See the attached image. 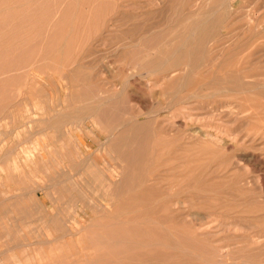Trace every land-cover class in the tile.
<instances>
[{
  "label": "rangeland",
  "instance_id": "374dc122",
  "mask_svg": "<svg viewBox=\"0 0 264 264\" xmlns=\"http://www.w3.org/2000/svg\"><path fill=\"white\" fill-rule=\"evenodd\" d=\"M17 1L0 0V264H41L58 212L76 235L53 243L74 246L75 264H264V0ZM135 121L146 133L125 164Z\"/></svg>",
  "mask_w": 264,
  "mask_h": 264
},
{
  "label": "bare ground",
  "instance_id": "6f19581e",
  "mask_svg": "<svg viewBox=\"0 0 264 264\" xmlns=\"http://www.w3.org/2000/svg\"><path fill=\"white\" fill-rule=\"evenodd\" d=\"M19 1V0H18ZM17 1V2H18ZM25 1V0H24ZM47 1V0H46ZM29 2V1H28ZM102 2V1H101ZM15 3H16V1H15ZM96 4V3H95ZM1 5V4H0ZM83 5V4H82ZM89 5V4H88ZM87 5V6H88ZM32 6V5H31ZM25 7V6H24ZM33 7V6H32ZM62 7V6H61ZM36 8V7H35ZM27 10V9H26ZM29 10L30 11H32L30 8H29ZM37 10V9H36ZM62 10V9H61ZM92 11V10H91ZM9 12H11V10L9 11ZM8 11H7V14L9 13ZM25 12V11H24ZM26 12H28V11H26ZM90 12V11H89ZM34 13V12H33ZM56 13V12H55ZM79 13V12H78ZM98 13V12H97ZM101 13V12H100ZM4 14V13H3ZM27 14V13H26ZM85 14V13H84ZM88 14H90V13H88ZM10 15V14H9ZM11 15H12V12H11ZM18 16V15H17ZM22 16V15H21ZM24 16H25V14H24ZM27 16V15H26ZM26 16H25V18H26ZM79 16V15H78ZM82 16V15H81ZM89 16V15H88ZM28 17V16H27ZM57 17V16H56ZM99 17V16H98ZM2 18V17H1ZM0 18V19H1ZM5 18V17H4ZM8 18H9V16H8ZM21 18V17H20ZM82 18V17H81ZM3 19V18H2ZM1 19V20H2ZM24 18H22V20H23ZM43 19V18H42ZM63 19V18H62ZM79 19V18H78ZM85 19V18H84ZM0 20V22H3V20L1 21ZM26 20V19H25ZM25 20H23V21H25ZM81 20V19H80ZM6 21V19L4 20V22ZM8 21H10V20H8ZM19 21H21V20H19ZM53 21V20H52ZM4 22H3V24H4ZM11 22V21H10ZM56 22V21H55ZM96 22V21H95ZM197 22V21H196ZM1 24V23H0ZM17 24H20L19 22L17 23ZM21 24H23V23H21ZM35 24V23H34ZM33 24V25H34ZM53 24H54V22H53ZM56 24V23H55ZM54 24V25H55ZM81 24V23H80ZM169 24V23H168ZM2 25V24H1ZM6 25V24H5ZM25 25V24H24ZM27 25V24H26ZM89 25H90V23H89ZM158 25V24H157ZM193 25H194V23H193ZM195 25H196V23H195ZM7 26H9V23H8V25ZM7 26H5V27H7ZM14 26V25H13ZM12 26V27H13ZM16 26V28H11L12 30H10V31H12V33H13V30H17V26L18 25H15ZM30 26V25H29ZM28 26V27H29ZM38 26V25H37ZM50 26V25H49ZM53 25H51L49 28H51ZM56 26V25H55ZM198 26V25H197ZM248 26V25H247ZM20 27V26H19ZM24 26L22 25V28H23ZM25 27H27V26H25ZM34 28L36 27V26H33ZM40 27V26H39ZM60 27V26H59ZM194 27H196V26H194ZM212 27V26H211ZM1 29H3L4 28V26H3V28H2V26L0 27ZM38 28V27H37ZM36 28V29H37ZM41 28V27H40ZM39 28V29H40ZM43 28V27H42ZM197 28V27H196ZM0 29V32L2 31ZM38 29V30H39ZM56 29V28H55ZM82 29V28H81ZM194 29V28H193ZM9 30V29H8ZM22 30H24V28L22 29ZM32 30H34V29H32ZM80 30V29H79ZM36 31V30H35ZM45 31V30H44ZM44 31H42V32H44ZM77 31H78V29H77ZM11 33V32H10ZM11 33V35H13L14 33H15V31H14V33L12 34ZM18 33V32H17ZM24 33V32H23ZM116 33V32H115ZM6 34H7V32H6ZM9 34V33H8ZM16 34V33H15ZM21 34V33H20ZM29 34V33H28ZM17 35H19V34H17ZM22 35V34H21ZM21 35H19V36H21ZM208 35V34H207ZM16 36V35H15ZM15 36L14 37H12L13 39H15ZM26 36H27V34H26ZM29 36V35H28ZM226 36V35H225ZM18 37V36H17ZM17 37H16V39H17ZM22 37V36H21ZM212 37V36H211ZM9 38V37H8ZM23 38V37H22ZM21 38V39H22ZM30 38H32L31 36H30ZM40 38V37H39ZM59 38V37H58ZM222 38V37H221ZM220 38V39H221ZM10 39V38H9ZM12 39V40H13ZM15 39V40H16ZM20 39V40H21ZM29 39V38H28ZM219 39V40H220ZM11 40V39H10ZM19 40V39H18ZM24 40V39H23ZM23 40H21V41H23ZM31 39H29L27 42L29 43V42H31L30 41ZM37 40V39H36ZM209 40V39H208ZM233 40V39H232ZM25 41H26V38H25ZM24 41V42H25ZM35 41V40H34ZM55 41V40H54ZM53 41V42H54ZM144 41V40H143ZM17 43H18V41H16ZM16 42H14V43H16ZM23 42V43H24ZM36 42V41H35ZM55 42H57V40L55 41ZM54 42V43H55ZM133 42V41H132ZM9 43V42H8ZM54 43H51V44H53L54 45ZM193 43V42H192ZM207 42H206V35L205 34H202V35H200L199 36V38L197 39V41H196V48L194 47V50H196V52H198V54H200V53H202V51H204V47H205V44H206ZM7 44V43H6ZM12 44V43H11ZM10 44V45H11ZM19 44H22V43H19ZM30 44V43H29ZM34 44V43H33ZM40 44V43H39ZM113 44V43H112ZM15 45V44H14ZM16 45H18V44H16ZM23 45V44H22ZM22 45H20V46H22ZM27 45V44H26ZM30 45H32V44H30ZM43 45V44H42ZM8 46H9V44H8ZM19 45H18V47L19 48H21ZM25 45H23V47H24ZM29 46V45H28ZM194 46V45H193ZM4 48H5V46H3ZM11 47H12V45H11ZM13 47H16V46H13ZM22 47V48H23ZM32 47V46H31ZM179 47V46H178ZM220 47H222V46H220ZM4 48H2L1 47V49H4ZM29 48V47H28ZM27 48V49H28ZM177 48V47H176ZM225 48V47H224ZM1 49H0V51H1ZM16 49V48H15ZM181 48H179V50H180ZM14 50V48L13 49H11V51H13ZM18 50V49H17ZM174 50V49H173ZM216 50V49H215ZM214 50V51H215ZM4 51V50H3ZM10 50H9V52H11ZM21 51H23V50H21ZM5 52H7V51H5ZM24 52V51H23ZM205 52V51H204ZM223 52V51H222ZM0 53H3L2 51L0 52ZM174 53V52H173ZM8 54V53H7ZM10 54H12V52L10 53ZM15 55H16V53H14ZM13 54V55H14ZM22 54V53H21ZM195 54V53H194ZM1 55H4V54H1ZM14 55V56H15ZM205 55V54H204ZM203 55V56H204ZM8 57H9V54L7 55ZM12 56V55H11ZM13 56V57H14ZM17 56V55H16ZM19 56V55H18ZM172 56V55H171ZM190 57V55H188L187 53H185V51H182L179 55H177L174 59H173V61L171 60L172 59V57H171V59H170V61H172V62H174V64H179V62L181 61V60H187L188 58ZM196 58H198L197 56H195ZM13 59V58H12ZM11 60V59H10ZM12 61H14V60H12ZM11 62V61H10ZM207 63V62H206ZM205 63V64H206ZM199 64V63H198ZM9 65V64H8ZM165 65V64H164ZM162 66H163V64H162ZM161 66V67H162ZM180 68H182V67H180ZM159 69V68H158ZM179 68H177L176 70L174 69L173 70V72H175V71H177ZM185 68H183V69H181V70H179L180 72L181 71H183ZM186 70V69H185ZM243 70V69H242ZM178 71V72H179ZM228 71V70H227ZM185 73V72H184ZM169 74V73H168ZM176 74H177V72H176ZM181 74V73H180ZM261 74V73H260ZM171 75V74H170ZM169 75V76H170ZM178 75V74H177ZM175 75L173 74V75H171L170 77H174ZM179 76V75H178ZM185 76V75H184ZM176 78V77H175ZM174 78V79H175ZM178 78V77H177ZM184 79V78H183ZM213 79V78H212ZM186 80H188V79H186ZM186 80H184L185 82H186ZM172 81V80H171ZM184 82V83H185ZM174 83V82H173ZM178 83V82H177ZM187 83V82H186ZM185 83V84H186ZM176 84V83H175ZM174 84V85H175ZM181 84H182V82H181ZM181 84H180V87H181ZM184 84V85H185ZM205 84V83H204ZM174 85H172V86H174ZM183 85V84H182ZM171 86V85H170ZM186 86V85H185ZM175 88V87H174ZM191 93V92H190ZM195 95V94H194ZM200 97V96H199ZM188 99V98H187ZM172 100V99H171ZM186 102V101H185ZM180 103V102H179ZM170 104V103H169ZM225 106V105H224ZM230 106V105H229ZM184 108V107H183ZM186 108V107H185ZM188 108H189V106H188ZM205 108V107H204ZM96 109V111H97V108H95ZM190 109V108H189ZM190 110H192V109H190ZM226 111V110H225ZM250 111V110H249ZM182 112V111H181ZM245 112V111H244ZM191 113H193V112H191L190 111V114L189 113H187V115L184 117L185 118V120H193L192 119V115H191ZM229 113V112H228ZM232 113V112H231ZM158 114H159V112H158ZM182 114V113H181ZM233 114V113H232ZM246 114V113H245ZM155 115V114H154ZM210 115V114H209ZM237 115V114H236ZM145 116V115H144ZM175 116V115H174ZM228 116V115H227ZM240 116V115H239ZM195 117H197V116H195ZM198 118L200 119V116L198 115ZM181 120V119H180ZM197 120V119H196ZM198 121V120H197ZM138 122V121H137ZM159 122V121H158ZM161 122H164V121H161ZM182 121H180V123H181ZM184 122V121H183ZM182 122V123H183ZM196 122V121H195ZM195 122H192V123H195ZM59 123V122H58ZM126 123V122H125ZM125 123L124 124H122L123 125V127H125L126 128V125H125ZM135 123H136V121H135ZM133 123V125L128 129H125V130H123L122 131V134H120L121 136H119V137H121V139H122V144H121V146H122V150H121V157H122V159L125 161V164L127 163L126 161L130 158V156H134V155H131V152L132 151H130V147H132V148H134L133 146H135V144L137 143V141H138V143L141 141V138H140V134L141 133H143V134H145L144 133V129H145V123L144 122H142V123ZM147 123V122H146ZM167 123V122H166ZM181 123V124H182ZM190 123V122H189ZM191 123V124H192ZM127 124V123H126ZM129 124V123H128ZM161 124V123H160ZM165 124V123H164ZM171 124V123H170ZM176 124V123H175ZM181 124L179 125V127H182L181 126ZM185 124V123H184ZM125 125V126H124ZM130 125V124H129ZM172 125V124H171ZM174 125V124H173ZM178 125V124H177ZM176 125V126H177ZM188 125H190V124H188ZM162 126V125H161ZM161 126H160V128H161ZM166 126H169V125H166ZM122 127V128H123ZM174 126H172V128H173ZM179 127H176L177 129L179 128ZM192 127H193V125H192ZM121 128V129H122ZM194 128V127H193ZM193 128H189L190 129V131L193 129ZM124 129V128H123ZM169 130H171L170 128H168ZM201 129V128H200ZM198 130H199V128H198ZM236 130V129H235ZM239 129H237V131H238ZM31 131V130H30ZM128 131H130L129 133H131L132 132V134H131V136L129 135V136H127V132ZM173 131V130H172ZM175 131H177V130H175ZM204 131V130H203ZM206 131V130H205ZM209 131V130H208ZM201 132L200 130L199 131H192V132H194V135H196V136H194L193 135V137H195V138H199V139H210V140H212V139H218V135H220V134H212L214 131L212 130V133L211 132ZM187 133V132H186ZM220 133V132H219ZM235 134V133H234ZM238 134V133H237ZM111 135H113V136H116V135H114V134H111ZM110 135V136H111ZM147 135V134H146ZM191 135V134H190ZM72 136V135H71ZM149 136V135H148ZM245 136V135H244ZM247 136V135H246ZM72 137H74V139H75V142H76V146L77 147H81L82 146V141H80V139H79V137H78V135H76V136H72ZM181 137V136H180ZM188 137H190L189 135H188ZM220 137H221V135H220ZM248 137V136H247ZM110 138V137H109ZM115 137H113V139H114ZM137 138H139V140L137 139ZM137 139V140H136ZM227 139V138H226ZM120 140V139H119ZM136 140V141H135ZM193 140H194V138H193ZM222 140V138H220V141ZM217 141V140H216ZM116 142V141H115ZM135 142V143H134ZM213 142V141H212ZM219 142V141H218ZM113 143V142H112ZM220 143V142H219ZM218 143V144H219ZM187 144V143H186ZM114 145V144H113ZM115 145H117V143L115 144ZM118 145H119V143H118ZM117 145V146H118ZM114 147V146H113ZM147 147V146H146ZM145 147V148H146ZM78 148V149H79ZM132 148H131V150H132ZM135 148H139L140 149V147H139V145H138V147H135ZM144 147L142 148L143 150H142V153L144 154L145 152H147V151H145V152H143L144 150H146ZM134 150V149H133ZM228 150V149H227ZM82 152V151H81ZM134 152L135 151H133V154H134ZM83 153V152H82ZM232 153V152H231ZM250 153V152H249ZM138 154V153H137ZM142 154V155H143ZM146 154V153H145ZM144 154V155H145ZM81 155V154H80ZM84 156V155H83ZM87 157V156H86ZM143 158H144V156H142ZM142 157H141V159H142ZM85 158V157H84ZM84 158H82V159H84ZM241 158V157H240ZM132 159V158H131ZM134 159H136V158H134ZM133 159V160H134ZM248 159V158H247ZM140 160V159H139ZM138 160V161H139ZM143 160V159H142ZM249 160V159H248ZM144 161V160H143ZM85 162H86V159H85ZM142 162V161H141ZM141 162H140V164H141ZM132 163V162H131ZM134 163H137V162H134ZM87 164V163H86ZM92 164V163H91ZM94 164V163H93ZM96 164V163H95ZM124 164V165H125ZM240 164V163H239ZM123 165V164H122ZM121 165V166H122ZM252 165V164H251ZM88 166H92V165H88ZM129 167H131L130 165H128ZM134 166H136V165H134ZM129 167L127 168V169H129ZM138 167H139V165H138ZM90 168V167H89ZM136 167H134V169H135ZM102 167H96V169H91V171H92V173H93V178L94 177H96V180L98 179H100V176H105V174H106V172H105V170L103 169ZM139 170V169H138ZM89 171H90V169H89ZM90 171V172H91ZM134 171V170H133ZM116 172V171H115ZM121 172V171H120ZM126 167H124L123 166V170H122V173H121V175H122V177L121 178H116V176H114L113 177V179H115L114 180V183H113V181L111 182V184H109L110 185V187L111 188H118L119 190H121L122 188H124L125 187V182L127 183V177H126V181H125V174H126ZM118 173V172H117ZM132 174V173H131ZM131 174H130V176H131ZM64 175V174H63ZM119 175V174H118ZM126 176H128V172H127V175ZM188 176V175H187ZM71 177V176H70ZM118 177H120V176H118ZM158 177V176H157ZM110 178V177H109ZM131 178V177H130ZM94 180V179H93ZM103 180V179H102ZM109 180H111V179H109ZM95 181V180H94ZM106 181V180H105ZM172 181V180H171ZM249 181V180H248ZM97 182V181H96ZM168 182V181H167ZM88 184H92L90 181H88L87 182ZM189 184V183H188ZM198 184V183H197ZM250 184V183H249ZM105 186V185H104ZM128 186V185H127ZM147 186V185H146ZM197 186V185H196ZM148 187V186H147ZM193 187H195V186H193ZM185 188V187H184ZM211 188V187H210ZM47 189V187L45 188L44 186H40L38 189H35L34 191V193H35V196L36 197H38V198H40V194H39V191L40 190H42V191H45ZM108 189H109V187H108ZM107 189V190H108ZM146 189V188H145ZM154 189V188H153ZM172 189V188H171ZM204 189V188H203ZM109 190H111V189H109ZM114 190V189H113ZM119 190H118V192H119ZM126 190V188L124 189V191ZM198 190H199V188H198ZM215 190V189H214ZM112 191V190H111ZM190 191V190H189ZM192 191V190H191ZM207 191H209L208 189H207ZM113 192V191H112ZM121 192V191H120ZM201 192V191H200ZM212 192V191H211ZM216 192V191H215ZM106 193V192H105ZM108 193V192H107ZM106 193V194H107ZM165 193V192H164ZM224 193H226V192H224ZM110 195H111V193H109ZM115 194V193H114ZM118 194H120V193H118ZM117 194V195H118ZM123 194V193H122ZM157 194V193H156ZM162 194V193H161ZM238 194V193H237ZM101 195V194H100ZM225 195V194H224ZM112 196V195H111ZM114 196H116V194L114 195ZM125 196V195H124ZM180 196H181V194H180ZM231 196V195H230ZM99 197V196H98ZM103 197V196H102ZM101 197V198H102ZM232 198V197H231ZM95 199V198H94ZM103 199V198H102ZM117 199V198H116ZM120 199V198H119ZM119 199L118 200H115V201H119ZM129 200V199H128ZM264 200V199H263ZM3 201H5V200H3ZM2 201V202H3ZM95 201V200H94ZM112 201V200H111ZM111 201H109L107 198L106 199H104V200H97V204L96 205H100V207L101 208H99V210L101 211V209L103 210V212H104V209L106 210V209H110V206L112 205L111 203ZM114 201V200H113ZM162 201V200H161ZM177 201V200H176ZM92 202V201H91ZM173 202V201H172ZM4 203V202H3ZM181 203V202H180ZM83 204V203H82ZM94 204H95V202H94ZM117 205H118V202L116 203ZM217 204V203H216ZM176 205V204H175ZM179 205V204H178ZM97 206V207H98ZM115 206V205H114ZM124 206V205H123ZM126 206V205H125ZM124 206V207H125ZM84 208V207H83ZM114 209V208H113ZM1 210V209H0ZM79 210H80V208H79ZM83 211H84V213H85V210L84 209H82ZM82 210H80V211H82ZM115 211V210H114ZM76 213V212H75ZM61 213H59L58 212V214H56V215H54V216H52L53 217V219H52V222L50 223L51 224V226H49L50 224H47V228L49 229V233L52 235V237H47L45 240H42V241H38V242H36V244L38 243L39 245H44V244H46V245H52L51 246V250L49 249V247L47 248V249H49L50 250V253L49 254H47V255H42L41 256V258H39V259H42L43 260V262H41V264H62V261L63 260H66V263L67 264H75V262H77V261H79L80 260V258H79V256L80 255H78L76 252H74V251H72L73 250V248H74V246H72V245H70V243H69V247H67L64 243V245L68 248V251L66 250V248L64 247V249H63V247L61 246V245H55L53 242H54V240H56L55 242H58L61 238H62V236H64V235H67V234H70V235H72V236H75L76 235V232L72 229V227H70V225H68V222H70V220H68V222H66V219H64V217H63V215H60ZM89 214V213H88ZM191 215V214H190ZM84 216V215H83ZM106 216V215H105ZM180 217V216H179ZM103 218H104V216H103ZM106 218V217H105ZM197 218V217H196ZM65 221V224H63L62 222H64ZM197 221V220H196ZM61 222V223H60ZM102 222V221H101ZM103 222H105V221H103ZM74 223V222H73ZM76 223V222H75ZM122 223V222H121ZM128 223V222H127ZM103 224H106V222L105 223H103ZM102 223L100 224V223H98V225H101V229H102V225H103ZM72 225V224H71ZM73 225H75V224H73ZM79 226H80V224H78ZM106 225H108V224H106ZM59 226H61V227H59ZM87 226V225H86ZM124 226V225H123ZM226 226V225H225ZM63 227H65V228H63ZM99 227V226H98ZM98 227H96L95 226V229L96 228H98ZM100 228V227H99ZM99 228H98V230H99ZM103 228H106L105 226L103 227ZM109 228V227H108ZM107 228V229H108ZM206 228V227H205ZM64 229H65V233H67V234H65L64 233ZM83 229H84V227H83ZM110 229V228H109ZM112 229V228H111ZM124 229H126V228H124ZM123 229V230H124ZM202 229H203V227H202ZM82 230V229H81ZM81 230H79V231H81ZM86 230H88V229H86ZM116 229H114V231H115ZM34 231V230H33ZM78 231V230H77ZM91 231V230H90ZM100 231V230H99ZM102 231H103V229H102ZM105 231L106 232H108V230H106L105 229ZM203 231H206V230H203ZM208 231V230H207ZM94 232V231H93ZM98 233V231H95L94 233ZM101 232V231H100ZM110 232H112V231H110ZM115 232H117V231H115ZM256 232V231H255ZM36 233V232H35ZM79 233V232H78ZM82 233H83V231H82ZM84 233H85V231H84ZM89 233H92V232H89ZM96 233V234H97ZM114 233V232H113ZM122 233H124V232H122ZM177 233V232H176ZM178 233H179V231H178ZM177 233V234H178ZM200 233H202V232H200ZM58 234V235H57ZM111 235H112V233H110ZM253 234V233H252ZM79 235V234H78ZM89 234H88V232H87V236H88ZM124 235V234H123ZM127 235V234H126ZM81 236H82V234H81ZM91 236V235H90ZM93 236V235H92ZM100 236V235H99ZM106 236H109V235H106ZM113 236H116V235H113ZM178 236L179 235H177V238H178ZM89 237V236H88ZM98 237V236H97ZM102 238H103V236H101ZM183 237H184V234H183ZM190 237V236H189ZM188 237V238H189ZM82 238V237H81ZM95 239H96V237H94ZM93 238V239H94ZM185 238V237H184ZM187 238V237H186ZM78 239V238H77ZM85 239V238H84ZM124 239H125V237H124ZM180 239H182V237H180ZM179 238L177 239L178 240V242H179V240H180ZM30 240V239H29ZM80 240V239H79ZM82 240H83V238H82ZM89 240H91V242H93L92 241V238L90 239L89 238ZM87 238H86V241H89ZM100 240H102L101 238H100ZM187 240H189V239H186V240H183L184 242L185 241H187ZM194 240V239H193ZM61 241V240H60ZM81 241V240H80ZM84 241V240H83ZM95 241V240H94ZM174 241V240H173ZM189 241H191V244L195 241H192V239H190ZM82 242V241H81ZM90 242V243H91ZM100 241H98L97 243H99ZM113 242H114V240H113ZM163 242H165V241H163ZM172 242V241H171ZM183 242V243H184ZM196 242H197V240H196ZM200 242V241H199ZM198 242V244H201V243H199ZM202 242V241H201ZM101 243V242H100ZM103 243H104V241H103ZM102 243V244H103ZM126 243V242H125ZM187 243V242H186ZM53 244H54V246H53ZM80 244V243H79ZM92 244V243H91ZM91 244H89V245H91ZM167 243H165V245H166ZM176 244V243H175ZM182 244V243H181ZM190 244V243H189ZM27 245H29V246H31V245H35V243L34 242H30V243H28ZM83 245H86V244H83ZM82 245V246H83ZM93 245V244H92ZM168 245V244H167ZM188 245V244H187ZM97 246V245H96ZM123 246H125L124 244H123ZM152 246V245H151ZM176 246V245H175ZM179 246V245H178ZM199 246V245H198ZM201 246H202V244H201ZM200 246V247H201ZM38 247V246H37ZM40 247V246H39ZM86 247V246H85ZM92 247L93 246H91V249H92ZM180 247V246H179ZM187 247V246H186ZM190 247V246H189ZM96 248V247H95ZM99 249H100V247H98ZM172 248V247H171ZM191 248V247H190ZM194 248V247H193ZM202 248V247H201ZM44 249H45V247H44ZM82 249V248H81ZM84 249V248H83ZM90 249V248H89ZM90 249V250H91ZM103 249V248H102ZM176 249V248H175ZM182 249H183V247H182ZM34 250V249H33ZM39 250H40V248H39ZM87 250H88V248H87ZM125 250H127V249H125ZM185 250H186V248H185ZM199 250H200V248H199ZM105 251H106V255H107V253H110V252H107L108 250H106L105 249ZM104 251V249H103V251H101L102 253L103 252H105ZM187 251V250H186ZM188 251H189V249H188ZM191 251V250H190ZM45 252H46V249H45ZM114 252H116V250L114 251ZM113 252V253H114ZM40 253V252H39ZM88 253V252H87ZM102 253H101V255H102ZM113 253H111V254H113ZM198 253H199V251H198ZM1 254V253H0ZM29 254V253H28ZM43 254V253H42ZM100 254V253H99ZM186 254V253H185ZM191 254V253H190ZM36 255V254H35ZM96 255H98V253L96 254ZM101 255H99L100 257H102ZM106 255H105V258H106ZM109 255V254H108ZM94 256V255H93ZM92 256V257H93ZM110 256V255H109ZM116 256V255H115ZM263 256V255H262ZM29 257H31V256H29ZM91 257V256H90ZM124 257V256H123ZM126 257V256H125ZM23 258H25V257H23ZM107 258H109V257H107ZM15 259H17V258H15ZM35 259V258H34ZM37 259V258H36ZM245 259V258H244ZM243 259V261L245 262V260ZM247 259V258H246ZM24 260V259H23ZM94 259H92V261H93ZM95 260H98V261H101V259L99 260V259H95ZM123 261H124V259H122ZM125 260H126V258H125ZM234 260V259H233ZM31 261H32V259H31ZM36 261V260H35ZM37 261H38V259H37ZM40 261V260H39ZM123 261H122V263H123ZM205 261V260H204ZM231 261V260H230ZM234 261H236V260H234ZM21 262V261H20ZM25 262H26V260H25ZM33 262V261H32ZM89 262H91L90 260H89ZM205 262H207V260L205 261ZM223 262V261H222ZM225 262V261H224ZM247 262V261H246ZM253 261H250V263H252ZM22 263V262H21ZM92 264L94 263V262H91ZM96 263V262H95ZM214 263V262H213ZM237 263H238V261H237ZM243 263V262H242ZM241 263V264H242ZM258 263V262H257ZM17 264H18V259H17ZM28 264V263H27ZM87 264H89V263H87ZM123 264H125V263H123ZM154 264V263H153ZM239 264V263H238ZM248 264V263H247ZM254 264H256L255 262H254Z\"/></svg>",
  "mask_w": 264,
  "mask_h": 264
}]
</instances>
